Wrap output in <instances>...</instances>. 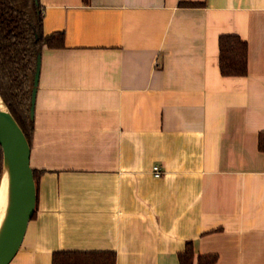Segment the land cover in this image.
I'll use <instances>...</instances> for the list:
<instances>
[{"label":"crops","instance_id":"obj_1","mask_svg":"<svg viewBox=\"0 0 264 264\" xmlns=\"http://www.w3.org/2000/svg\"><path fill=\"white\" fill-rule=\"evenodd\" d=\"M38 1L63 45L40 52L35 213L8 264H178L187 241L193 264H264V0ZM224 33L247 43L243 76L219 73Z\"/></svg>","mask_w":264,"mask_h":264},{"label":"trees","instance_id":"obj_2","mask_svg":"<svg viewBox=\"0 0 264 264\" xmlns=\"http://www.w3.org/2000/svg\"><path fill=\"white\" fill-rule=\"evenodd\" d=\"M84 3L87 0H82ZM180 6L193 7L201 3L181 1ZM63 45L61 31L45 34L38 0H0V98L20 128L31 148L33 118L30 116L31 84L37 55L43 47ZM218 70L222 76H243L247 72V43L235 33L217 38ZM258 150L264 152V131L257 137ZM0 150V176L2 173ZM36 184V170L32 169ZM35 210L31 216H34ZM193 249L185 242L178 252V264H193ZM113 251H54L51 264H114ZM215 254L197 255L196 264H214Z\"/></svg>","mask_w":264,"mask_h":264},{"label":"water","instance_id":"obj_3","mask_svg":"<svg viewBox=\"0 0 264 264\" xmlns=\"http://www.w3.org/2000/svg\"><path fill=\"white\" fill-rule=\"evenodd\" d=\"M39 58L40 55H37L31 84L29 106L31 117ZM1 102L9 117L0 112V150L3 158L0 188L2 185L5 186L8 197L7 210L1 220V226L5 231L0 238V264H8L19 249L27 223L35 210L36 187L29 165V145L2 99Z\"/></svg>","mask_w":264,"mask_h":264},{"label":"bare ground","instance_id":"obj_4","mask_svg":"<svg viewBox=\"0 0 264 264\" xmlns=\"http://www.w3.org/2000/svg\"><path fill=\"white\" fill-rule=\"evenodd\" d=\"M0 112L8 116L5 110V107L3 106L1 102V99H0ZM7 200H8V197H7L6 188L5 186L2 185V187L0 188V238L5 231V229L1 226L2 225L1 220L7 210Z\"/></svg>","mask_w":264,"mask_h":264},{"label":"built area","instance_id":"obj_5","mask_svg":"<svg viewBox=\"0 0 264 264\" xmlns=\"http://www.w3.org/2000/svg\"><path fill=\"white\" fill-rule=\"evenodd\" d=\"M151 171L154 177H159L162 174V171L159 169L158 165H153Z\"/></svg>","mask_w":264,"mask_h":264}]
</instances>
